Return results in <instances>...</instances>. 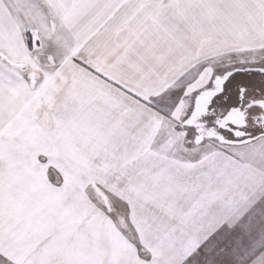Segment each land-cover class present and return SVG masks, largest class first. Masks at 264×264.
I'll use <instances>...</instances> for the list:
<instances>
[{"label": "snow or ice", "instance_id": "1", "mask_svg": "<svg viewBox=\"0 0 264 264\" xmlns=\"http://www.w3.org/2000/svg\"><path fill=\"white\" fill-rule=\"evenodd\" d=\"M0 264H264V0H0Z\"/></svg>", "mask_w": 264, "mask_h": 264}]
</instances>
